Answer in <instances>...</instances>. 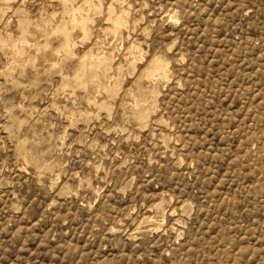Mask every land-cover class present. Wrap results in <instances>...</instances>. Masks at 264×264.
I'll return each mask as SVG.
<instances>
[{"label":"rangeland","instance_id":"374dc122","mask_svg":"<svg viewBox=\"0 0 264 264\" xmlns=\"http://www.w3.org/2000/svg\"><path fill=\"white\" fill-rule=\"evenodd\" d=\"M0 264H264V0H0Z\"/></svg>","mask_w":264,"mask_h":264}]
</instances>
